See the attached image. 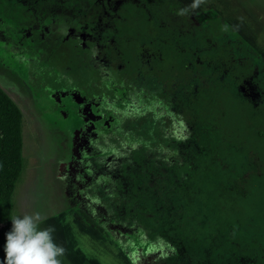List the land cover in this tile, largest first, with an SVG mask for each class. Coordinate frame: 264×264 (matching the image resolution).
Wrapping results in <instances>:
<instances>
[{"label": "trees", "instance_id": "trees-1", "mask_svg": "<svg viewBox=\"0 0 264 264\" xmlns=\"http://www.w3.org/2000/svg\"><path fill=\"white\" fill-rule=\"evenodd\" d=\"M218 72H214L208 90L203 80L182 87L178 112L172 108L167 111L174 121L171 128L177 129L174 135L157 126L149 130L147 149L142 150L143 146L125 139V126L118 122L112 138L106 141L110 153L104 158L106 166L101 167L99 160L96 165L103 175L109 166L110 179L107 182L101 176L98 185L105 191L109 184V227L116 233L115 249L132 264H242L243 259L264 256V250L255 243L257 235L251 233L252 239L245 243L243 237L249 234L247 225L260 220L253 199L243 188L248 179L258 181V175L247 174L255 166V151L244 153L229 136L223 105L230 96L234 103L242 100L236 82L232 79L233 85H229L228 77L221 79ZM251 110L247 113L256 127ZM153 111L158 113L157 109ZM145 115V110L137 114L140 126L147 121ZM140 126L133 130L139 133ZM257 139L250 142L252 148L263 149L257 151L263 153V136ZM24 163L23 115L0 87V245L10 228L14 193ZM151 192L160 197L147 205L146 196ZM163 198L172 204L166 206ZM196 201L203 204L202 210L211 207L214 214L213 222L200 235L190 234L183 227L184 220L199 205ZM103 231L105 235L101 236L111 242V248L114 240L108 236L109 231ZM150 245L160 247L163 254L149 253Z\"/></svg>", "mask_w": 264, "mask_h": 264}, {"label": "flooded vegetation", "instance_id": "flooded-vegetation-1", "mask_svg": "<svg viewBox=\"0 0 264 264\" xmlns=\"http://www.w3.org/2000/svg\"><path fill=\"white\" fill-rule=\"evenodd\" d=\"M97 2L96 25L88 30L81 25L80 43L70 42V35L58 32L60 42L49 27L44 31L33 27L23 32L24 38L31 40L28 48L14 27L4 24L0 11V82L22 93L23 104L38 118L34 121L58 129L60 148L67 145V152L57 157L49 186L58 197L69 201L71 208L77 206L84 213L95 199L92 189L98 179L92 166L98 160L102 161L101 167L106 166V154L96 152L95 146L110 140L113 129L118 122L124 124L127 114L145 110L148 119L157 115L155 109L162 116L171 108L177 113L182 87L203 80L208 90L214 75V64L206 57L200 62L192 42L181 46L182 35L173 28L176 24L168 22L166 28L173 29L162 30L160 8L154 11L147 0ZM70 43L77 52L72 51ZM209 47L205 45L206 56L212 52ZM79 50L89 53V61ZM250 51L258 66L254 65L249 80L228 69L230 63L245 69V61L252 60V55L243 62L225 59L218 70L221 79L233 78L240 101L249 104L248 111L252 109L257 127L264 131V54ZM129 71L133 73L130 80L126 75ZM155 92L159 105L154 109L151 94ZM63 133H69L70 138H63ZM253 156L254 165L264 167V152ZM101 208L105 209L104 205Z\"/></svg>", "mask_w": 264, "mask_h": 264}, {"label": "rangeland", "instance_id": "rangeland-1", "mask_svg": "<svg viewBox=\"0 0 264 264\" xmlns=\"http://www.w3.org/2000/svg\"><path fill=\"white\" fill-rule=\"evenodd\" d=\"M147 1L151 4L154 11L160 8V15H162L160 16L162 20L160 26H162V30L166 31L174 28V31H180L182 35L181 46L184 47L185 42H187V46L189 42L190 44L192 42L193 46L197 47L196 51L199 54L198 56H200V62L203 63L205 57L212 61L214 64L213 72L222 67L221 63L225 59L243 62L248 55H252V60L245 61V69H239L236 67L237 63L233 64L230 62L231 65L228 69V71H235L236 75L243 80L251 78L250 75L255 70L254 65H258L255 61L253 62V54L250 49L264 54V0ZM164 2L165 7L163 6ZM97 5V0H0V11L4 24L7 27H14L15 32L18 33L17 36L23 40V45L25 44V47L28 48L31 40L29 37L24 38L25 34L23 32L28 29L34 30L35 28L44 31L46 27H49L52 34L58 35L60 42L61 38L58 32L63 34V36L70 35V42L78 41L80 43L79 30H81V25H84V30H88V28L96 25L98 16ZM168 22H172L176 26L166 28ZM15 32H12V36H16L17 33ZM38 37V33H36V39ZM206 44L208 47L210 46L209 48L212 51L208 56L203 52ZM70 45H73L71 49L74 51L75 45L72 43ZM75 52L77 51L75 50ZM80 53L83 59L88 60V52L84 50V53L81 51ZM75 56L78 55L75 54ZM69 67L68 65L67 71ZM92 67L93 64L89 68ZM126 75L130 80L133 73L129 71ZM5 79H10V77L6 76ZM232 79V77L228 76L229 85L231 83L233 85ZM0 87L16 103L23 115V156L25 163L22 176L16 185L12 215L38 214L37 222L42 227L52 226L55 229L54 237L56 241L65 249V254L61 258L62 264H130L131 262L126 259L127 257H124L122 252H119L121 254L118 255H110L103 253L99 250L101 247L98 246L99 244L108 248L111 246V242L104 240L103 236H101L105 235L99 232L102 229L109 231L108 236L114 240L113 247H117V242L115 241L116 233L109 227L112 225L111 213L108 211V205L110 204L108 198L109 184H107L108 186L105 188V191L98 185L100 184L99 180L101 176H105L104 180L109 182L110 167L108 166L107 172L105 171L103 175V172L99 171L100 168L93 164V174L96 171V178L98 179L92 189L95 199L91 200L89 209L85 213L77 206L71 208L70 202L58 197L55 194L54 188L49 186L52 180V173L56 170L58 164L57 157L67 152V145H63V150L60 148L61 138L57 133L58 129L34 121L38 120V118L37 116L35 118L31 110H29L30 108H26L27 106L23 104L21 100L22 93L13 92L8 87V84L4 87L2 82H0ZM151 98L152 106L155 109L159 105L157 93H152ZM231 98L230 96L223 105L227 109V117H224V121L229 126H227L230 130L229 136L240 146L239 148L244 153L255 151V154H257V151H263L260 148H252L250 143L254 139L258 140V137L264 135L262 128L255 127L253 120L248 116L247 110L251 107L247 103H234ZM152 115H150L151 118L146 119L147 123L142 121V123H145L141 126V122L138 123V116L136 114L126 115L122 126H125V139L127 138L130 144H137L139 145L138 147L143 146L142 150L147 149L146 143H148V139L146 135L149 130H154L157 126L164 130L163 132L166 134L177 132V129L171 128L174 121L167 116V111L165 116H162L159 112L157 115ZM240 115L241 119H239ZM131 121L133 122L132 129L130 128ZM127 125L128 127L126 128ZM137 125L138 127L140 126L139 133L133 130ZM63 138H70V134L63 133ZM262 141L264 142V139ZM259 143L261 144V142ZM105 144L107 145V143H103V145L95 146V151H104L103 153L108 156L110 153L106 151L107 146ZM252 169L247 174L251 172L253 176L258 175V181L251 182L247 178L246 184L248 185L246 188L243 186V188L248 193V196L253 199V205L258 209L256 213L260 215V220H253L252 224L249 225L245 221V224L249 226V234L243 237L245 243L252 239L251 233L257 235L255 243L263 252L264 167H257L255 165ZM158 195L160 197V194H155V192L148 194L146 196L148 201H145V204L152 205L153 201H155L154 198ZM163 200L166 206L172 204L165 198ZM197 203L199 205L196 204L195 212L192 211L194 213L184 220L183 227L190 234L200 235L209 226L208 224L211 221L213 222L214 214L211 207L208 210H202L203 204ZM102 204L106 209L101 208ZM62 212L66 213L60 214ZM56 215L59 216L56 218ZM247 221L249 222L250 220ZM254 221L256 222L254 223ZM199 237L202 238V236ZM242 252L245 255L248 254V251L242 250ZM145 253L146 255L157 253L158 256H161L163 250L160 247L155 248L150 245L149 253L146 250ZM254 259H243L242 264H264V256H255ZM158 260L157 258V263Z\"/></svg>", "mask_w": 264, "mask_h": 264}, {"label": "clouds", "instance_id": "clouds-1", "mask_svg": "<svg viewBox=\"0 0 264 264\" xmlns=\"http://www.w3.org/2000/svg\"><path fill=\"white\" fill-rule=\"evenodd\" d=\"M38 214H16L0 245V264H62L65 249L55 237L52 226L42 227Z\"/></svg>", "mask_w": 264, "mask_h": 264}, {"label": "crops", "instance_id": "crops-1", "mask_svg": "<svg viewBox=\"0 0 264 264\" xmlns=\"http://www.w3.org/2000/svg\"><path fill=\"white\" fill-rule=\"evenodd\" d=\"M63 213H66V212H62V213H60V214H63ZM59 214V215H60ZM59 215H56L55 217L57 218ZM85 227V226H84ZM99 232H104L102 229H100V231ZM98 240V239H97ZM100 240V239H99ZM100 242H101V240H100ZM99 247H101L99 250H101L103 253H108V254H110V255H118V251L113 247V245H112V247L111 248H108V247H106V246H104V245H102V244H99L98 245ZM104 247V248H103ZM95 248H97L96 246H95ZM125 257V256H124ZM127 259V258H126ZM128 260V259H127ZM130 261V260H129ZM131 262V261H130ZM130 264H132V263H130Z\"/></svg>", "mask_w": 264, "mask_h": 264}]
</instances>
